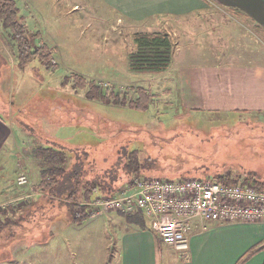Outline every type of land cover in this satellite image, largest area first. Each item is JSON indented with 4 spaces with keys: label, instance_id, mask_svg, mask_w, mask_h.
Returning <instances> with one entry per match:
<instances>
[{
    "label": "rangeland",
    "instance_id": "1",
    "mask_svg": "<svg viewBox=\"0 0 264 264\" xmlns=\"http://www.w3.org/2000/svg\"><path fill=\"white\" fill-rule=\"evenodd\" d=\"M15 1L26 35L47 51L44 59L19 63L14 37L0 20V109L12 130L7 152L0 154V213L12 209L0 219V264H119L120 234L133 224L101 199L123 195L137 179L194 176L255 188L264 180V112L183 106L178 65L159 73L131 71L132 31L91 0ZM233 10L212 4L192 13L187 32L173 27L179 31L174 39L189 34L196 46L214 47L220 56L264 63L263 34ZM139 89L151 93L143 109L131 104ZM43 146L64 153L38 158L33 150ZM126 163L135 169H125ZM49 166L66 168L60 177L65 191L71 184L81 191L84 183L95 185L89 199L77 201L86 206L83 222L69 225L72 218L60 207L64 187L35 189ZM248 173L255 178L246 180ZM19 175L27 183L18 185ZM161 243L157 259L165 264L176 254Z\"/></svg>",
    "mask_w": 264,
    "mask_h": 264
},
{
    "label": "crops",
    "instance_id": "2",
    "mask_svg": "<svg viewBox=\"0 0 264 264\" xmlns=\"http://www.w3.org/2000/svg\"><path fill=\"white\" fill-rule=\"evenodd\" d=\"M91 1L132 33L161 31L172 38L175 44L171 64L178 65L176 83L183 106L199 111L264 112V63L241 61L232 54L220 56L214 47L196 46L193 38H188L189 34L181 41L174 39L178 38L179 31L187 32L184 27L192 13L211 9L212 4L241 10L243 14H239L244 19L264 32V0ZM176 24L182 26L179 31L173 30ZM11 134L10 124L0 109V154L7 152ZM66 221L62 229L68 223L72 225ZM147 225L145 229L132 225L122 231L119 264H158L156 243H162L148 221ZM58 232V228L54 233L49 231L48 243H54ZM187 237L188 258H179L172 250L176 255L165 258V264H264V222L203 223L195 219L191 221Z\"/></svg>",
    "mask_w": 264,
    "mask_h": 264
},
{
    "label": "built area",
    "instance_id": "3",
    "mask_svg": "<svg viewBox=\"0 0 264 264\" xmlns=\"http://www.w3.org/2000/svg\"><path fill=\"white\" fill-rule=\"evenodd\" d=\"M16 183H27L26 176H17ZM101 200L123 214L141 212L161 241L182 259L189 256L187 232L192 220L264 219V190L194 176L177 181L137 179L123 195Z\"/></svg>",
    "mask_w": 264,
    "mask_h": 264
},
{
    "label": "trees",
    "instance_id": "4",
    "mask_svg": "<svg viewBox=\"0 0 264 264\" xmlns=\"http://www.w3.org/2000/svg\"><path fill=\"white\" fill-rule=\"evenodd\" d=\"M19 7L16 4L15 0H0V20L5 28L11 31L17 48V60L19 63L26 64L28 61L32 60L36 55H43L42 59L46 57V47L43 45H34L30 41V37L26 35V25L23 22V18L19 13ZM232 11V9H229ZM236 13H241L238 10H233ZM254 28L264 36V32L259 28L258 25L253 24ZM35 34L33 38H35ZM133 42L135 44V48L128 54V65L131 71L134 72H147V73H159L166 70L172 61L173 49L174 46L172 44L171 38L165 32L161 31H139L135 32L132 35ZM48 55V53H47ZM150 92L144 91L143 89H139L138 95L139 97L136 100H131V104L135 108L143 109L144 106L147 105L150 97ZM50 151L56 154H62L64 151L62 149H55L48 146L36 147L33 150L35 156L41 158L43 156L50 159L49 154ZM48 160V159H47ZM130 165V166H129ZM128 170H134V165L131 163L125 164ZM66 173V168L57 167V166H49L42 168L41 175L39 177L38 183L35 185V189L38 190H50L51 188H59L61 190L59 194L65 195L62 199L64 205H60L63 207L62 211L66 212L65 214L69 215L72 220L71 222L75 224L83 222L87 217L86 206L83 204H78L79 199L87 200L91 197L94 189H96L95 185H91L90 183H84L82 185V191L77 184L68 186L65 191V185H63L60 181V177L64 176ZM27 177V176H26ZM254 174L248 173L246 175V180L254 179ZM223 183H230L232 180L227 179V181H220ZM257 189L259 191H263L264 189V180H259L257 184ZM88 186V187H87ZM34 189V190H35ZM65 193V194H64ZM67 196V197H66ZM58 201V200H57ZM59 203V202H58ZM1 216L4 212L12 211V209L8 210V208H2ZM125 215V214H124ZM126 219L129 223L133 224V226L139 229L147 228V221L145 217L141 214V212H137L131 215H125ZM2 221V220H0ZM6 225L9 221H5ZM157 240L162 242L158 237ZM257 251V249L252 250L248 253H253Z\"/></svg>",
    "mask_w": 264,
    "mask_h": 264
}]
</instances>
